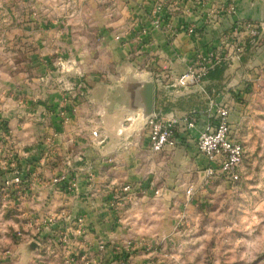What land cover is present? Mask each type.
Instances as JSON below:
<instances>
[{
  "label": "crops",
  "instance_id": "1",
  "mask_svg": "<svg viewBox=\"0 0 264 264\" xmlns=\"http://www.w3.org/2000/svg\"><path fill=\"white\" fill-rule=\"evenodd\" d=\"M161 1L164 20L156 27L153 11ZM38 6L27 29L0 35V58L6 48L18 60L0 66V148H10L0 156V205L17 201L16 191L4 189V182L20 171L30 187L15 215L27 218L32 234L42 230L48 236L29 264H64L67 250L78 254L75 264H120L110 251L101 257V240L125 244L178 234L179 209L190 202L195 175L214 177L196 145L212 101L231 107L233 136L245 147L241 191L249 196L247 186L255 201L261 198L264 0H44ZM245 20L263 28L258 38L246 41L240 60L215 67L199 85L178 83L196 53L218 46ZM191 25L192 35L186 30ZM25 42L34 46L23 54L27 68L19 64ZM143 75L155 83V111L198 112L197 128L180 127L178 145L160 152L151 151L139 114L127 112L144 105ZM72 82L91 87L63 123L58 105L73 94ZM3 124L9 127L8 139ZM64 171L77 176L78 194L54 184ZM128 184L147 192L128 194L123 191ZM183 186L189 187L187 194H181ZM52 214L60 217L54 231L39 220ZM78 218L84 219L81 227ZM59 235L70 243L59 245ZM141 251L133 247L127 264L146 262L149 256ZM53 252L63 256L51 259Z\"/></svg>",
  "mask_w": 264,
  "mask_h": 264
},
{
  "label": "rangeland",
  "instance_id": "2",
  "mask_svg": "<svg viewBox=\"0 0 264 264\" xmlns=\"http://www.w3.org/2000/svg\"><path fill=\"white\" fill-rule=\"evenodd\" d=\"M42 1L44 0H0V35L7 38L16 33L17 27L27 29L26 24L32 11L35 8L38 10ZM18 35L20 40L27 39L25 34L17 33L16 36ZM33 47L31 42L22 44L19 56L22 67H28L24 52ZM8 49L10 52L11 46ZM14 61L18 60L12 59L5 48L0 66L5 63L13 65ZM74 85L73 83V95L77 94L76 103L79 104L88 97L91 84L86 82L84 86L79 83L75 87ZM3 125L7 127L6 124ZM146 129L149 134V128ZM244 162L245 158L242 165ZM194 179L190 202L183 203L179 209V219L175 226L179 230L178 234L172 235L173 238L157 236L151 240H129L125 244L101 240V257L108 255L110 251L120 264H127L132 248L138 247L149 256L143 264H264V188L260 192V201H255L250 196L253 193H250L249 187H245L249 193V196L247 193L245 196L239 180L230 181L220 173L214 177L196 174ZM188 188L183 186L181 194H187ZM12 190L16 191L15 204L3 207L0 205L3 211H0V264H6L4 260L13 259H19L21 264H29L42 244L47 242L48 236L42 230L32 234L26 225L27 218L15 215L18 213L17 205L22 203L21 195L28 188L25 186L21 194L17 193V189ZM61 190L70 193L63 185ZM59 218L57 214H52L39 220L42 225L54 231ZM58 233L60 234L59 231ZM67 238L66 235H59L58 244L68 245L70 239ZM33 243L37 246L33 247ZM56 252L60 253L58 249ZM44 256V251H41L39 257ZM61 256L63 255L53 252L50 258L57 260ZM77 257V253L67 250L64 264H75Z\"/></svg>",
  "mask_w": 264,
  "mask_h": 264
},
{
  "label": "built area",
  "instance_id": "3",
  "mask_svg": "<svg viewBox=\"0 0 264 264\" xmlns=\"http://www.w3.org/2000/svg\"><path fill=\"white\" fill-rule=\"evenodd\" d=\"M163 8L162 1L154 8L153 22L156 27H160L164 20L162 14ZM262 28L261 24L249 20L238 22L233 28V32L224 37L218 46L204 53L198 52L195 54L193 64H197V66L193 65V67L179 77L178 83L182 86L199 85L215 67L225 62L240 60L245 50L246 41L258 38ZM186 30L191 35L196 32V28L193 25L187 27ZM243 32L246 33L247 39L243 37ZM117 39H120V36H117ZM76 100L77 94L68 95L58 106L57 113L63 123L70 120ZM231 111L232 109L228 104L212 101L208 109L210 120L205 122L203 127H201L196 145L198 151L205 155L209 161L207 168L209 176H216V174L220 173L230 181H238L241 178V165L246 151L243 143L233 136L232 125L229 120ZM197 113L196 111H191L184 115H177L174 112L163 113L155 111L147 126L149 128V147L151 151L160 152L168 147L178 145L180 142L178 137L179 128L183 126L187 131L197 128ZM2 132L8 139L10 133L5 125L2 127ZM93 134L98 135V131H94ZM3 148L7 152L10 151V148ZM3 148H0V156L4 153ZM69 173V171L62 172L53 179V182L65 186L74 195L78 194L77 176L75 174L70 175ZM25 186L29 188L30 183L18 170L14 172L11 178L4 182V189H17L18 194L23 192ZM123 191L131 195L137 192L145 194L147 188L128 184L123 187ZM191 192L192 189H189L188 193ZM154 193L158 195L160 189H156ZM77 222L81 227L84 219L78 218Z\"/></svg>",
  "mask_w": 264,
  "mask_h": 264
},
{
  "label": "water",
  "instance_id": "4",
  "mask_svg": "<svg viewBox=\"0 0 264 264\" xmlns=\"http://www.w3.org/2000/svg\"><path fill=\"white\" fill-rule=\"evenodd\" d=\"M148 75H143L139 78L141 85L144 89V105L141 108L137 109H128L127 112L134 114H139L140 122L144 127L148 126L150 119L155 114V98H154V89L155 83L153 80L147 79ZM33 247L37 246L36 243L31 244Z\"/></svg>",
  "mask_w": 264,
  "mask_h": 264
},
{
  "label": "trees",
  "instance_id": "5",
  "mask_svg": "<svg viewBox=\"0 0 264 264\" xmlns=\"http://www.w3.org/2000/svg\"><path fill=\"white\" fill-rule=\"evenodd\" d=\"M85 89H84V87H83V91H84Z\"/></svg>",
  "mask_w": 264,
  "mask_h": 264
}]
</instances>
